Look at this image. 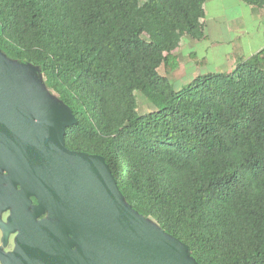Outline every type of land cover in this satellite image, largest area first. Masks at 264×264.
I'll return each instance as SVG.
<instances>
[{"label":"trees","instance_id":"16d2710c","mask_svg":"<svg viewBox=\"0 0 264 264\" xmlns=\"http://www.w3.org/2000/svg\"><path fill=\"white\" fill-rule=\"evenodd\" d=\"M206 1L0 0V53L70 111L64 147L101 157L196 264H264V48L228 73L158 72L183 38L206 40ZM136 93L154 111L139 115Z\"/></svg>","mask_w":264,"mask_h":264},{"label":"water","instance_id":"95a60500","mask_svg":"<svg viewBox=\"0 0 264 264\" xmlns=\"http://www.w3.org/2000/svg\"><path fill=\"white\" fill-rule=\"evenodd\" d=\"M74 123L33 67L0 53V207L12 209L4 230L17 231L4 263L196 264L185 245L124 203L101 157L64 147ZM29 197L37 205L25 213Z\"/></svg>","mask_w":264,"mask_h":264},{"label":"rangeland","instance_id":"374dc122","mask_svg":"<svg viewBox=\"0 0 264 264\" xmlns=\"http://www.w3.org/2000/svg\"><path fill=\"white\" fill-rule=\"evenodd\" d=\"M206 9V20L209 21L208 26L213 27L212 31H206V40L201 41H192L187 38H183L180 42L179 48L173 52V56L177 61V68L170 74H165L163 68L160 67L158 72L161 76L166 77L170 83H175L185 79L186 77H195L200 73L199 66L197 62L205 60L206 62H212L211 52L217 51L220 53L230 54L233 52L234 45L236 43H247L250 48H253L259 45L264 41V24L255 21L249 17L250 14L247 13L249 9L248 6L236 1V0H207L204 5ZM215 9V11H214ZM233 16H240V19L245 24L244 32L248 34V37H244L238 32H226L225 22L227 18H232ZM220 34V35H219ZM143 39H146V36H142ZM262 37V38H261ZM220 43L222 46L215 49L212 46L214 44ZM205 47L206 49H202ZM190 54H194L196 57V62L190 58ZM213 59V60H212ZM230 60V58H229ZM202 66V65H201ZM209 69H211L210 65ZM223 72L227 73V69L223 68ZM35 74H37L35 72ZM39 80L42 88L45 90L47 95L55 99V95L50 91L44 83V78L42 75H35ZM137 99V113L139 115L147 114L154 111V107L146 100L141 94L136 93ZM9 210V209H7ZM0 207V264H5V259H7L12 253L9 251V246L12 245L15 248V239L17 236V231L9 232L4 230L7 222L4 221L5 211ZM8 220V219H7Z\"/></svg>","mask_w":264,"mask_h":264},{"label":"crops","instance_id":"0c3cea01","mask_svg":"<svg viewBox=\"0 0 264 264\" xmlns=\"http://www.w3.org/2000/svg\"><path fill=\"white\" fill-rule=\"evenodd\" d=\"M214 11H215V9H214ZM204 13H205V16L203 18V23H204V27H205V33H206V31L208 32L209 30L212 31L211 29H213V27L212 26L209 27L207 24V23H209V21L206 20V9H205V7H204ZM247 13L250 14L249 17L251 19L253 17V19L255 21H258V22L264 24V10H257L255 8L249 7V9L247 10ZM224 22H225L224 24H225L226 32H230V33L238 32L239 34L241 33V35H243V38L248 37L247 36L248 34H246L244 32L245 24L240 19V16H233L232 18L231 17L227 18V20H224ZM262 30H264V29H262ZM185 38H187L188 40L190 39L188 37H185ZM190 40H192V39H190ZM192 41H195V40H192ZM201 44H203L202 41H201ZM220 46H222V45L220 43H217V44H214L212 47L215 49H218V48H220ZM262 48H264V41H262L259 45L255 46L253 48H250L249 44L243 42L241 44L236 43L234 45L233 52H231L230 54L220 53L217 51L211 52L210 56H212V58L214 59L213 63L212 62H206L204 60L205 63L202 64V66L198 65L199 69H201L199 73H212V72L213 73L214 72L215 73H225L222 70L223 68H226L228 70L227 71V73H228L234 69V67L237 63L236 62L237 60L241 59L243 61L244 60L247 61L254 54L259 52ZM202 49L205 50L206 48L203 47ZM229 58H230V60H229ZM208 65H210L211 69H209Z\"/></svg>","mask_w":264,"mask_h":264},{"label":"flooded vegetation","instance_id":"af4514ba","mask_svg":"<svg viewBox=\"0 0 264 264\" xmlns=\"http://www.w3.org/2000/svg\"><path fill=\"white\" fill-rule=\"evenodd\" d=\"M1 175H2V176H6L7 173H6L5 171H1ZM2 187H6V185L3 184ZM15 190H16V191L19 190V186H18V185L15 186ZM5 194L8 196V195H11L12 193L9 194L8 192H6ZM36 205H37V201H36V199H35L34 197H29V198H28V206H27L26 208H23L22 211L25 212V213H31V212H32V209H33L34 207H36ZM11 210H12V209H9V210H6V211H5V217H4V221H5V222H7V219L10 217V215H11ZM3 212H4V211H3ZM47 217H48V214H47V212L45 211V212L41 213L39 216H37V217L35 218V221H39V220H43V219H47ZM13 247H14V246L10 245V246H9V251L12 252V251L14 250ZM73 250H74V248H73Z\"/></svg>","mask_w":264,"mask_h":264}]
</instances>
